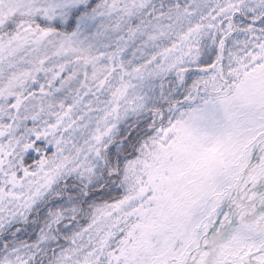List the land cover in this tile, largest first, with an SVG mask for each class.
Returning a JSON list of instances; mask_svg holds the SVG:
<instances>
[{"label": "snow or ice", "instance_id": "obj_1", "mask_svg": "<svg viewBox=\"0 0 264 264\" xmlns=\"http://www.w3.org/2000/svg\"><path fill=\"white\" fill-rule=\"evenodd\" d=\"M0 264H264V0H0Z\"/></svg>", "mask_w": 264, "mask_h": 264}]
</instances>
